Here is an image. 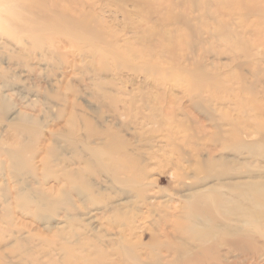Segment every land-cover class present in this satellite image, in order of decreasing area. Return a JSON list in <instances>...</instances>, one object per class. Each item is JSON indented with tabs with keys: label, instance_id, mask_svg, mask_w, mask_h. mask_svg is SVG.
Instances as JSON below:
<instances>
[{
	"label": "rangeland",
	"instance_id": "obj_1",
	"mask_svg": "<svg viewBox=\"0 0 264 264\" xmlns=\"http://www.w3.org/2000/svg\"><path fill=\"white\" fill-rule=\"evenodd\" d=\"M164 1L167 0H160L161 3ZM201 1H204L205 3H202L207 5L210 0ZM58 2V5L64 9L65 12L67 11L72 17H85L84 23L81 24V26H68L64 29H44L45 31H42L43 33H39L41 34L40 36H42L43 42L41 44H39L40 42L38 43V46L40 47L41 45L44 49L36 50L37 52L35 51L34 46H30L33 41L31 36L33 35H23L24 37H28L23 40V43L25 42L23 45L25 57H22L23 59L9 58V56L21 51L20 46L15 41L7 38L0 41V57H3L4 60L3 62L0 61V66L9 71L11 78L8 82L10 83L11 88H14L13 90L9 88L7 92V95L12 98L11 102L14 104L13 110L7 114L5 122H0V138H6L4 142L5 148L10 151L12 148H17V140H15L16 134H14V127L17 125L12 126L10 130L8 127L10 124H13L12 122L14 121L17 124L16 118L18 115L21 113H27L32 115V117L37 118L39 122L35 134H26L25 138L21 140V149L23 148V153L22 157L20 156V163L17 164L18 177L13 174L12 168H7L8 162L6 164L5 159L7 156H0V264H34L35 262L37 263L36 260H38L40 264L46 263L50 258L60 260L63 258V256L59 254L60 249L62 247V242L65 241H61L59 238L52 236L55 232L61 229L66 230V233L70 232L72 235L79 233L84 236L85 234L87 235V230L90 227L91 232L88 234L103 246H105L110 239H119L123 233H125L126 237L133 242L140 241L145 246L152 244L150 239L152 233L161 234L164 230L168 232L171 231L170 226L164 218L170 217L172 213H174L176 207L180 209V206L184 205L181 196L188 197L192 194V191H194L192 190V187L186 188V185H190L194 181L192 176L193 173L189 175L186 174V181L181 185L179 184L178 178L172 167L175 164L182 163L184 169L188 172V163L181 162V158L178 154L179 151H173L171 147H168V141L166 138L168 136H176L177 139H180L177 146L182 154H195L196 150L205 148L212 149L216 156L232 155L234 157L235 152L233 153L231 150L225 149L220 142H213L220 130H228V126L225 125L224 121L220 118L223 114H230L229 116H233L238 120L239 118L241 120V118L245 119L250 116L251 120H253L252 123L247 124L250 126L252 125V127L242 126V128L233 129V131H235L233 139L235 145L240 142L241 138H244L243 140L249 142L259 141L260 134L257 130H259V132H264V127L261 126L264 125V116L253 118V114L255 115L260 107H264V72H262V74L257 73L258 76L256 73V75L253 73L254 70L252 69L253 65L260 63V67L264 70V34L258 37L247 36V38L255 40H252V42H255L257 45L259 40L260 42L262 40L263 43L261 42L262 44L260 43V47H257L258 52L262 54L261 57L254 59V62L252 63L246 62L247 60L245 58L236 60L232 63L233 67L231 70L233 71V75L230 80L227 82L219 81V83L214 80H209L205 82L202 90V87H200L201 80H195L194 77L190 76V73L189 75L187 73H182L181 70L176 68L177 63L181 58H183L181 59V62L184 63L189 56H193V53H189L190 51H188L189 47L187 45H192V42L194 45L197 42L196 36L199 35L197 32L195 33V31H187L186 28H184L182 17L180 19L177 18V16L180 15H188L194 23L196 22L195 25H200L195 20L201 14L196 11L193 6L191 8V5L189 6V4H187L186 7H183L184 9H174L173 11L175 15H173L172 10L168 11L171 15L167 14L166 11L162 12V15L160 12H157L156 14L147 5L141 6L142 3L139 4L141 6L139 8L134 5L126 6L123 10L121 9L124 12L122 13L119 7H117V5H119L118 0H46L45 3H43L44 8H41L40 10L41 12L45 11L46 13H49L51 16L49 19H51L52 22L56 20H53L56 17L50 8L51 5H56ZM223 2L235 5L234 1L223 0ZM3 3L5 6L15 7L20 2L18 0L0 2V4ZM260 3H262L261 5H264V0ZM228 6H230V4ZM234 8L235 7L232 9ZM234 10L238 14H244V11L238 9V6L237 9ZM131 12L133 15H131ZM0 16L4 18L5 14L1 12ZM227 17L228 16L225 18ZM90 18L95 19L100 25L96 26L94 22L89 20ZM250 18L251 22L259 21L255 17ZM207 19L210 20L209 17H207L206 20ZM157 21L160 23L158 24ZM56 22H59L58 18ZM151 22L153 23V26ZM245 23L247 24V22ZM147 24L152 26V29ZM0 29L3 32H7L6 25L2 20L0 21ZM133 30L136 31L133 32ZM147 31H149V34H147L148 36L146 35ZM180 31H182L183 34H181ZM205 31L206 29L200 30V35L201 37L203 36L204 41H207L208 43L215 41L216 45L221 44V47L219 46L221 48H219L220 50L226 49V47L230 46L227 45V43L223 45L225 40L221 42L219 39L212 38L209 34H204ZM209 31L211 32L212 30ZM175 32L179 33L173 37L174 35L172 34ZM92 33L94 37L96 36L95 38L92 37ZM39 34L38 37L41 40ZM167 34L170 36L172 35L171 37L173 40ZM143 35L145 37L147 36L148 40L146 42H137L138 38ZM23 36L20 34L17 38L19 39V37ZM111 37L117 38L113 39ZM180 37L184 39L182 44L180 41L179 43L177 40L174 41L175 38L180 39ZM254 37L257 38L254 39ZM259 37H261V39H259ZM206 38L211 40L208 41ZM106 39H108V41H106ZM151 40L155 41L153 42ZM217 41L218 44L216 43ZM5 43L7 45H4ZM215 44H213L214 48L213 45H211L212 53L209 54V59L205 57V63H211L214 58V53L219 50ZM122 46L126 47H123L125 50L122 49ZM150 49L154 50L153 52L164 61L161 60L163 64L162 62L159 63V65L156 64L158 65L155 66L156 68H154L153 62L158 60L156 58H151ZM109 50L112 53H115V55L109 52ZM173 51H175V54H173ZM233 51L232 53H234ZM29 52L30 54L31 52H35L32 58H30ZM140 52L142 56L140 55ZM201 53H203V51L199 54L201 55ZM119 55L120 57L122 56V59ZM173 60L176 62H173ZM219 61L221 64L230 63L229 55L221 57ZM243 62L247 63V67L243 71H239L237 65ZM177 70H179L178 73ZM100 71L104 78H107L108 80H114L115 78V89L118 86V88L120 87L119 89L127 90V94H123L124 97L123 95H120L122 99L129 100L131 96L137 95L139 97L144 94L148 95L151 93V89L152 91L156 90V93L160 94L161 99L165 101L164 105H169L171 103V106L174 107V116L183 120L185 124L194 130L203 127L207 130V133L205 135H199V138H196L193 142H187L186 137L188 134L181 132L178 127L173 124H171L170 127L146 125L145 128H142L140 123L143 122V115L147 114V111L143 109L142 102L137 101L135 110L128 114H124L122 112V107H120L123 106V104L119 105V110L117 108V112L110 102L100 99L96 87V89L94 86L92 87L95 89H92L93 91L86 89L85 84L90 83L91 85V83H93L91 81L93 78L94 81H96L97 75ZM150 72L155 76L152 73L150 74ZM14 75H16V77ZM174 75L177 77L175 76V78ZM252 75H255L256 77H253ZM146 78H155L160 81L163 80L165 84L157 85L156 88H150L149 82L152 80L148 79L147 82ZM179 80L181 83H178ZM4 85L5 81L0 77V89L4 88ZM194 88L195 90L197 89L196 91L202 92L198 95H202L203 99L207 100L205 106H196L195 100L191 96L195 92ZM108 90L110 92L112 91L113 94L116 93V91L114 92L111 89ZM75 91H78V93L76 94ZM51 92H58L65 101L77 103L81 107L78 108L76 113H87L96 125H102L105 120L111 122L113 120L112 114L116 111L115 114L119 115L121 118H119L120 121H112L113 124L119 128L123 126L124 129H121L125 130L124 135L126 138L130 141L132 140L134 146L142 149V151L145 152V155H147L146 150H150L154 157L149 161L148 171L150 172L151 179L158 183L155 192L158 193L160 198V208L149 211L135 201L128 209L131 219L128 221L123 220L122 222H116L114 221L115 218L103 217L101 213H98L99 209L104 206V202H106L104 196L99 195L95 201L89 202L82 200L78 195H73L72 199L76 204V210L71 213L78 215L83 221L81 220L82 223H78L72 228L68 226L69 222L67 221L70 212L63 206L61 209H56L54 212L55 214L49 216L51 219L40 220L33 215V213L40 211L38 208H30L31 210L23 211L19 208L17 202L11 200V202L13 201L14 203L9 209L11 218L7 219L9 221L7 222L3 211V202L5 201L4 193L6 191L11 195L13 193L15 195L20 191H28L30 189L45 190L47 194L54 196L56 190H66L69 188L68 183L70 182V176L68 175L67 170L84 167L79 166V161L76 160L78 159V156L70 143V140L74 141L72 136L70 137L72 126L67 123L71 108H66V106L63 107L65 104L62 106L63 102L60 104L57 99H53V102L49 97ZM92 92H95L96 95L94 94L93 96ZM128 95H130V97H128ZM223 102H226V105H223ZM61 110H65V112H62ZM81 126L82 127L79 129L80 133L74 137V139L79 142L85 140V127L83 126V121ZM8 132H11L14 136L7 138ZM80 148L82 149L81 145ZM77 149H79L78 144ZM56 152H58L57 158ZM258 152L262 153L263 150H259ZM257 161L256 164L258 166L261 164L262 160L259 159ZM262 167H264V162L261 167H256V169L259 170L260 168L262 169ZM105 180L108 181L102 174L91 177V181L97 186V191H99L97 183L101 184ZM115 189H113V192L116 191ZM113 192L111 191L112 196L115 195ZM180 210L182 212L184 209ZM89 211L93 212L92 215H94L95 218L89 220V217H92L90 215H86L82 218V215L87 214ZM261 227L260 230L262 229L264 231V225ZM21 228L24 234L23 237L29 239L27 245L28 251L23 248L20 249V247L18 249V243L12 236ZM40 236H46L54 241L49 244H47V242H41ZM70 240L71 242L73 241V239L68 237L67 242ZM211 243L213 244L215 242ZM211 243H209V245H211ZM257 244L259 245V248H264L263 240H260ZM151 246L153 247V249L152 247L150 248L152 249L151 256L147 255L146 250L142 247L137 249L139 256L145 264H166L167 261L173 259V257L166 252L160 251L158 247L154 248V244ZM174 246L180 247V244L176 242L174 243ZM13 247H16V250H12ZM66 252H71L77 256L79 254V251L74 250L73 248H68ZM212 256L222 258V260L225 261V264H264V254H259L255 257L251 252H234L231 251L229 247H223L219 252L212 253L208 256V260L212 264H215V261H211L213 258ZM76 264L79 263L77 262Z\"/></svg>",
	"mask_w": 264,
	"mask_h": 264
},
{
	"label": "bare ground",
	"instance_id": "obj_2",
	"mask_svg": "<svg viewBox=\"0 0 264 264\" xmlns=\"http://www.w3.org/2000/svg\"><path fill=\"white\" fill-rule=\"evenodd\" d=\"M1 1L5 2L8 0H0V2ZM18 1L20 3L15 7L5 6L4 3L0 4V13L2 12L3 14H5L4 18L0 16V21L2 20L7 28V32H3L0 29V41L5 40V38L12 39L20 46L21 50L9 56L10 59H23L25 57L23 46L25 42L23 43V40L24 38L28 37L24 36H28L30 34L33 35H30L31 39L33 40L30 46H34L35 51L43 50L44 47H41V45L39 47L38 45L43 42L42 36H40L41 34L39 33L45 31L44 29H64L68 26H81V24L84 23L85 17H72L68 14L67 11L65 12L64 9H62L58 5L59 2L56 5H51L50 8L56 17L53 20H57L58 18L59 22H56V20L52 22V20L49 19L51 17L49 13H46L45 11L41 12L40 10L41 8H44L43 3H45L46 0ZM230 1H234L235 5H232L231 3H225L223 2V0H210L207 5L203 4L202 2L204 1L201 0H167L162 3L160 2V0H118L119 5H117V7H119L120 10H123L126 6L130 5H134L137 8L141 7L142 5H147L156 14L157 12L162 13L164 11H166L167 14H170L168 11H173L174 9H182L183 7H186L187 4H189V6L191 5V8L193 6L196 11L200 12L201 15H199V17H197L195 20L200 25H195L196 22L194 23V21L190 19L188 15L177 16L178 19L182 17L184 28H186L187 31H195V33L197 32L199 35L196 36L197 42L194 45L193 42L192 45H187L189 47V53H193V56H189L184 63L181 62V59H183L181 58L177 63V66H175L177 69L181 70L182 73H187L188 75L190 73V76L194 77L195 80H201L200 87H202L201 89L203 90L205 82L209 80H214L218 83L219 81L227 82L228 80H230L233 75V71L231 70L233 67L232 63L236 60L245 58L247 60L246 62L252 63L254 62V59L262 56V54L259 53L257 49V47H260V45L263 43L262 40V43L259 40V43L257 45L255 42H252L253 39L251 40L250 38H247V36L258 37L264 34V5H261L262 3H260L263 2V0ZM139 4H141V6ZM229 4L230 6H228ZM237 6L238 9L244 11V14H238L234 10L237 9ZM229 7L235 8L232 9ZM122 13L124 12L122 11ZM131 15H133V13ZM173 15H175L174 11ZM226 16L228 17L225 18ZM207 17L210 18V20L207 19L208 22L206 20ZM250 17H255L259 21L251 22ZM89 20H91V22H94L96 26L100 25V23H98L95 19L90 18ZM157 22L158 24L160 23L159 21ZM245 22H247V24ZM152 26H150V28ZM204 29H206L205 33L203 32L204 34H209L212 38L217 40L219 39V41L221 42L225 40L223 45L227 43V45L230 46L226 47V49L220 50L221 44L216 45L215 41L212 43L204 41L203 36L201 37L200 35V30ZM209 30H212V33ZM135 31L133 30V32ZM180 32L181 34H183L182 31ZM178 33L179 32L173 33V37H175V35ZM20 34L24 36L19 37L18 39L17 36ZM38 34L41 37L42 41L38 37ZM147 34H149V31H147L146 35ZM147 36H138L139 38L138 40H136L137 42H146L148 40ZM171 36L170 38L173 40ZM92 37H94V35ZM257 37H254V39H256ZM115 38L117 37H114L113 39ZM259 39H261V37H259ZM175 40H177L178 43L180 41L182 44L184 39L180 37V39L175 38L174 41ZM106 41H108V39H106ZM216 43L218 44V41ZM213 44H215V46L220 49L214 53V58L212 59L211 63H205V57H210L209 54L212 53L211 45ZM4 45L7 44L5 43ZM124 46H122V49ZM150 50L151 58H156L158 60L156 62H153L154 68H156L155 66H158L159 63H161L163 60L158 55H156L155 52H153L154 50ZM202 51L203 53H201L200 55L199 53ZM232 51L234 53H232ZM109 52L111 51L109 50ZM173 52V54H175V51ZM34 53L31 52L30 54L29 52L30 58H32ZM112 54L115 55V53ZM140 55L142 56L141 52ZM227 55H229L230 63L221 64V62L219 61L220 58ZM0 61H4L3 57H0ZM173 62L176 61L173 60ZM246 62L237 65L239 71H243L247 67ZM259 64L260 63H256L255 65H253L252 69L254 70V74H262V72H264ZM179 70H177V73ZM151 73L152 72H150V74ZM255 75L252 76L256 77ZM14 76L16 77V75ZM175 76L176 75H174V77ZM0 77L5 81V85L3 86L4 88L0 89V122L2 123L5 122L7 114L11 110H13L14 104L11 102L12 98L7 95L8 89L11 88V85L8 82V80L11 78V75L8 70L1 66ZM175 78L174 80L176 81ZM148 79L152 80L151 82H149L150 88H156L157 85L159 86L165 84L163 80L160 81L155 78H146L147 82ZM114 80H108L107 78H104L100 71L97 75L96 81H94L93 78L91 80L93 83H91V85L90 83H86L85 86L89 91L93 89V86L94 88L96 87L97 89H95L98 92L100 99L110 102L112 107L115 108L117 112L119 110V105L123 104V106L120 107H122V112L124 114H128L135 110L137 101L142 102L143 109L147 111V114L143 115V122L140 123V126L142 128H145L146 125L170 127L171 124H173L178 127L181 132L188 134V138L185 136L187 142H193L196 140V138H199V135L201 136L207 133V130L203 127H199L197 130H194L187 124H185L183 120H180L179 118L174 116V107L171 106V103L169 105H164L165 101L161 99L160 94L156 93V90L152 91L151 89L150 94H144L139 97L137 95L131 97L130 95H128L130 99L128 98L129 100H126L123 98V100L120 95L127 94V90L125 89V91L123 89H119L120 87L118 88V86L115 89L116 84ZM178 83H181V81L179 80ZM13 89L14 88H11V90ZM108 89H111L114 92L116 91V93L113 94V92H110ZM196 90L194 93L190 92L193 93V95L191 96L194 98L196 106L203 107L205 106V103H207V100H204L202 95H198L202 92ZM75 93L77 94L78 91H75ZM92 93L94 96L95 92ZM49 97L51 98V100L57 99L59 101L58 103L60 104H62L61 102H63L62 106L65 104L63 107L66 106V108H71L69 111V119L67 123L72 126L70 137L72 136V139L74 141L70 140V143L78 156V159L76 160L79 161V166L84 167L74 170H67V173L70 176V182L68 183L69 188L66 190H56V194L54 196L47 194L45 190L30 189L28 191H20L15 195L14 193L11 195L6 191L4 193L5 201L3 202V211L5 213L4 216L6 217V220L11 218L9 209L14 203L13 201H15L18 203L19 208H21V210L23 211L31 210L30 208H38L40 211L33 213V215L35 216V218L38 217L40 220L51 219L49 216L55 214L54 212L56 209L65 207L70 212L67 220L69 222L68 226L73 228L76 224L82 223L81 220L83 221V219H80L78 215L71 213L76 210V204L72 199L73 195H78L82 200L89 202L95 201L97 199V196L99 195L104 196V198H106V202H104V206L99 209L98 213H101L103 217L105 216L108 218H115L114 221L116 222H122L123 220L128 221L131 219L128 209L135 201H137L139 204H141L142 207H145L149 211L161 207V203L159 201L160 198L158 196V193L155 192V188L157 187L158 183L157 181L151 179L150 172L148 171L149 161L154 157L151 154L150 150H146L147 155H145V152L142 151V149L134 146L132 140L130 141L124 135L125 130H123V126L119 128L113 124L112 121H120L119 118H121L119 115L115 114L116 111L115 113L113 112L114 114H112L113 120L111 122L105 120L103 121L102 125H96L87 113H76L78 108L81 107L77 103L65 101L64 99H62L61 95L58 92H51ZM223 105H226V102H223ZM61 111L65 112V110ZM229 115L225 113L220 117L221 120L224 121L225 125L228 126V130H220V132H218L215 137V141L213 142H220L225 149L231 150V152L233 153L235 152L234 157L232 155L216 156L212 149L205 148L196 150L195 154H182L177 146L180 139H177L176 136L167 137L166 135V139L168 141L167 146L171 147L173 151H179L178 154L181 158V162L188 163V172H186L182 163L175 164L172 167L178 178L179 184L181 185L186 181V174L189 175L193 173L192 176L194 180L192 184L186 185V188L192 187V190H194L192 191V194L188 197L181 196L183 198L182 202H184V205H181L180 209L184 210L181 212V210L176 207L174 213H172L170 217L164 218V220L170 226L171 231L168 232L164 230L161 234H151L150 239L152 244L155 245L154 248L158 247L160 251H164L173 257V259L167 261L166 264H212L208 260V256H210L212 253L219 252L223 247H229L231 251L234 252H251L255 255V257H257L259 254H264V248H259V245L257 244V242H259L260 240L264 241V231L262 229L260 230V227L264 225V167H262V169L260 168L259 170L256 169V167H261L264 162V132H259V130H257V132L260 134L259 141L249 142L243 140L244 138H241L240 142L235 145L233 143V139L235 136V131H233V129L242 128V126H250L247 124L252 123L253 120H251L250 116L245 119L241 118V120L239 118L238 120ZM253 116V118L264 116V107H260L258 112L255 115L253 114ZM16 121L17 124L14 121L12 122L13 124H10L8 128L10 130L12 126L17 125L14 127V134H16L15 140H17V148H12L11 151L6 149L4 146L6 138H0V156H7L5 157L6 164L8 162V166L6 165L7 168H12L13 174L18 177L19 175L17 164L20 163V156L22 157L23 153V148L21 149V140L25 138L26 134H35V130L39 126V122L37 118L32 117V115L27 113H21L20 115H18ZM82 121L83 126L85 127V140L79 142L75 140L74 137L80 133L79 129L82 127ZM261 126L264 127V125ZM250 127H252V125ZM14 134L8 132L7 138L14 136ZM77 144L79 145V149H77ZM80 145L82 146V149L80 148ZM259 150H263V152L260 153L258 152ZM57 157L58 152H56V158ZM259 159L262 161L261 164L257 166L256 162H258L257 160ZM101 174L105 178H107L108 181L105 180L101 184L97 183L99 187V191H97V186L91 181V177ZM113 189H115L116 191L113 192ZM111 191L115 194L114 196L111 195ZM11 200L13 201L11 202ZM92 214L93 212L89 211L87 212V214L82 215V218H84L86 215H90L92 217H89V220H92L95 218ZM7 222L9 221L7 220ZM87 231L88 233L91 232L90 227ZM88 233L84 236L79 233L72 235L70 232L66 233V230H58L52 237H57L59 238V240L65 241L62 242V247L59 253L63 256V258L60 259L61 262L59 259L50 258L46 263L40 264H76L77 262L79 264H145V262L139 256V252L137 250L139 247L145 249L147 255L151 256V250L153 249V247L151 246L152 244L145 246L140 241L133 242L126 237L125 233H123V235L119 239H110L109 241H107V244L105 246L100 245L95 240V238H93ZM12 236L18 243V249L20 247V249L23 248L27 250L29 239H25V237H23L24 234L22 228ZM68 237H70V239H73V241L71 242L70 240L67 242ZM40 241L47 242V244H49L54 240L49 239L46 236H40ZM176 242L180 244V247L174 246V243ZM211 242L215 243L212 244ZM209 243H211V245H209ZM16 247H13L12 250H16ZM151 247L152 249H150ZM68 248H73L74 250L79 251L78 256L72 254L71 252H66ZM36 261L37 263L35 261L34 262L36 264H39L38 260ZM211 261H215V264H225V261L219 257H213Z\"/></svg>",
	"mask_w": 264,
	"mask_h": 264
}]
</instances>
